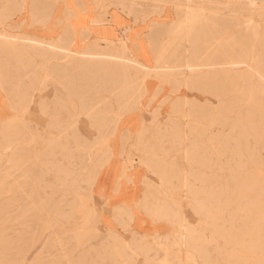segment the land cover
Segmentation results:
<instances>
[{
	"label": "rangeland",
	"instance_id": "374dc122",
	"mask_svg": "<svg viewBox=\"0 0 264 264\" xmlns=\"http://www.w3.org/2000/svg\"><path fill=\"white\" fill-rule=\"evenodd\" d=\"M14 1L16 4L8 9V14L2 16L0 29L9 28L8 30L14 32H19L20 29L38 31L36 28L35 30L28 27L31 22L28 2L25 1V8L19 9L16 1L20 0ZM71 1L74 8L73 16L81 13V9L85 10L86 3L94 5L97 13L104 9L103 5L106 3L114 14L120 10L129 16L130 23L133 22V13L121 0ZM136 1L139 22L133 26V31L140 26L144 30L145 27L148 29L154 18L159 22H169L175 18L174 5L170 0L160 1L159 6H163V11L160 13L153 11L155 9L153 0ZM185 1L184 7L194 6L197 2H201L208 9L220 6V13L229 19L226 24L230 31L227 32L226 38L233 40L230 52L233 54L242 47L246 48L247 62L228 63L222 66L225 71L216 72L219 78L226 72L229 87L226 93L223 91L217 94V81L207 78L199 79L201 75L209 74L208 71H212L213 66L200 65L190 75H188L190 72L182 73L186 75L188 81L181 86L179 92L191 101L198 98V102L196 107L193 110L190 109L181 119L185 130V138L181 143L173 141V134H162L161 130L152 124L145 131L147 136L144 135V140L139 147H133L125 142L124 150H120L125 160L133 152L139 157L136 160L138 162L142 160V157H148L147 159L152 160V163H154L152 158L165 161L167 170L173 167L169 178L163 181V186L157 188L155 185L162 178L158 173V166L143 164L149 172L154 171L150 175H154L152 180L149 177L144 178L145 189L151 192L152 200H164L172 207L174 210L172 220L157 218L153 220L157 224L154 231L139 232L131 226L133 214L130 219L126 213L119 214L116 209L112 216L120 227L103 224L96 235L92 236L91 233L90 238H84L82 243L77 245V240L70 237V234L71 230L78 228L82 220V212H75L68 223L60 214L47 211L45 207L40 211L41 214L37 220L29 221L21 216L15 217L21 213V205L17 204L13 193L4 192L0 195L2 206L0 254L5 261H10L12 258L11 264H27V261L23 260L22 253L16 252L17 244L23 248L26 247L25 242H21L22 237L16 236L21 233L25 237H31L30 251H34L33 255L36 250L41 249L43 250L42 258L50 259L54 264H162L161 261L164 259H167L166 264H264V0ZM8 2L6 1L7 4ZM143 17L146 18L144 22L141 21ZM197 39L195 45L197 48H202L203 38L197 37ZM166 40L165 38L164 42ZM169 46L172 51L173 46L176 47L177 44L171 43ZM74 47L82 48L76 43ZM182 48L183 45L179 47V49ZM142 53L140 52L139 55ZM141 56L144 61L146 58L149 63L153 62L152 55L150 59L143 54ZM40 59V55H35V64H39ZM12 60L14 62V59ZM35 64L26 68L28 73L36 66ZM26 78L27 81L30 80ZM148 79H157L158 84L160 83L158 77ZM218 84L222 85L223 81ZM22 85L26 86L24 83ZM54 88L57 92H65V88L57 83L55 77L46 75L44 83L38 85L35 97L39 98L41 92L48 96ZM170 88L171 86L165 82L162 91L157 95V97L160 96L159 101L153 104L151 102L157 98H150L153 91L149 93L148 90L143 95L141 102L144 107L140 111L143 113L142 117L148 118V123L152 118V111L157 108L161 111L157 118L159 122L166 124L170 120L165 116L167 112L170 113L172 100L177 93L171 95L167 101H162L163 97L170 93ZM0 91L5 101V92L1 86ZM101 93L108 94V91ZM146 95L149 97L147 96L143 102ZM208 100L211 101L209 105ZM224 104L227 105L226 111L223 108ZM4 112L6 108L2 103L0 113ZM203 114H207L210 120L201 119L200 115ZM175 115L181 117V114ZM224 115V118H219ZM33 125L37 131L27 134L28 139L21 142V153L28 155L33 165V177L39 173L41 165L49 166L50 170L45 174V180L55 185L59 178L52 165L54 163L68 165L75 172L71 177L62 180L61 190H63L55 193V197L58 198L64 194L63 197L71 198L72 192L65 186L76 183L79 186L78 192L92 206L87 171L97 154L102 153L105 148L104 141L100 140L93 144L87 152L76 150L72 135L60 136L53 131L43 130L40 126L37 128L36 120L33 121ZM192 125H194L193 128H191ZM200 131L201 134H199ZM88 136L94 139L103 135H99L97 130L92 129L89 130ZM122 139L125 140L126 136L121 135V143ZM60 144H66L69 152L59 149ZM193 147L194 150H192ZM4 165L5 160L2 158L0 162L2 173L5 172ZM180 171L184 174L183 180ZM8 179L13 181L17 178L10 176ZM32 182L35 185V181ZM13 184H16L15 181ZM37 187V197L40 198L44 194V189ZM33 193L36 195V190ZM95 202L99 203V205L97 203L98 208L100 206L103 208L99 200L96 199ZM8 203L14 204L8 207ZM8 209L13 216L10 221L6 218ZM181 222L184 224H180ZM185 222L189 226L194 225L196 230H188ZM90 224H93V221ZM27 228L31 229L30 233L24 232L23 229ZM8 236L12 240L11 243H8ZM133 236L141 238L145 244L152 245L154 248L145 255L129 247L128 250L132 252L131 258L120 255V258L126 259V262H121L111 255L112 249L118 250L121 243L127 242Z\"/></svg>",
	"mask_w": 264,
	"mask_h": 264
},
{
	"label": "bare ground",
	"instance_id": "6f19581e",
	"mask_svg": "<svg viewBox=\"0 0 264 264\" xmlns=\"http://www.w3.org/2000/svg\"><path fill=\"white\" fill-rule=\"evenodd\" d=\"M6 1H9V4ZM25 1L29 4L28 11L31 16L28 27L36 28L38 31L20 29L19 32H14L8 30L9 28L0 29V86L5 92L4 106L6 108V112L0 113V162L2 158L5 160V172L0 171V195L4 192L13 193L17 204L21 205L22 209L21 213L15 217L21 216L29 221L37 220L41 214L40 211L45 207L47 211L60 214L68 223L75 212H82V220L78 228L71 230L70 234V237L77 240L78 245L82 243L84 238H90L91 233L92 236L96 235L103 227L102 207L98 208V202H95L93 186L99 171L113 154L111 140L117 133L121 119L126 113L144 107L141 100L149 90L146 80L152 77H158L160 80V83L151 93V99L157 97L162 91L165 82L171 88L170 93L168 92L162 101H167L171 95L177 93L172 100L170 113L167 112V116H165L170 120L166 124L159 122L157 118L161 114L160 108L152 111L150 123L147 122L148 118L143 116L141 128L138 131L125 129L121 132V135L126 136L125 140L122 139L121 151L124 150L125 142L133 145V147H139L144 140V135H146L145 131L152 124L158 127L162 134H173V141L181 143L185 138L181 119L190 109L193 110L198 102V98L191 101L179 92L181 86L188 81L186 75H182V73L190 72L188 74L190 75L200 65L213 66L212 71H208L209 74L201 76L199 74V79L207 78L217 81V94L223 91L226 93L229 90L226 72L220 76L221 78L216 72L225 71L222 66L228 63H246L247 49L242 47L236 53L230 52L233 40L226 38L227 32L230 31L226 24L229 19L220 13V6L219 8L208 9L201 2H197L194 6L184 7L185 0H170L174 5L175 18L169 22H159L154 18L147 31H144L153 60L152 63H149L146 58L144 61L143 57L139 55L140 52L138 53V50L128 42L130 29L133 31V26L139 22L135 7L136 0H121L125 7L133 13V22L129 23V26H125L124 29L121 28L122 36L119 35V38L95 37L81 49L74 47L76 35H78L75 25L71 24L70 21L74 8L69 10L63 6L64 0H20L16 1L19 9L24 7ZM153 1L155 2L153 11L162 12L163 6H159L162 0ZM14 4H16L14 0H0V21H3L2 16L8 14V9ZM60 5L63 7V14L58 16ZM103 8L97 13L95 21L110 22L114 13L106 3ZM55 18L57 19L56 24L62 26L61 30H52ZM145 20V17L141 19L143 22ZM89 35L90 33L81 36L85 39ZM197 37L203 38L202 48H197L195 45L196 40H198ZM165 38L167 40L164 42ZM171 43L177 44L176 47L173 46L172 51L169 46ZM181 45L183 48L179 49ZM35 55L41 56L39 64H35ZM34 64L36 66L28 73L26 68ZM210 73H213L211 74L213 76ZM46 75L55 77L57 83L65 88V92H57L54 88L48 96L41 92L39 98L35 97L38 85L44 83V76L46 77ZM26 77L30 80L27 81ZM222 81L223 84L219 85L218 83ZM22 83L26 86H23ZM103 91H108V94L101 93ZM207 104H211V101L208 100ZM223 108L226 111L227 105L224 104ZM175 114H181V117ZM207 117V114L200 115L201 119L210 120ZM222 117L224 118L225 115L219 118L222 119ZM34 120L37 122V128L40 126L43 130L53 131L60 136L72 135L76 150L87 152L93 144L100 142V140L104 141L105 148L102 153L97 154L87 171L90 186L89 194L91 201H93L92 206L78 192L79 186L76 183L72 186H65L68 191L72 192L71 198L63 197L64 194L58 198L55 197V193L63 190H61L62 180L71 177L75 172L68 165L61 163L52 165L59 178L55 185H51L48 180H45V174L50 170L49 166L41 165L39 173L33 177V165L29 156L21 153V142L28 139L27 134H33L34 131H37L33 125ZM92 129L97 130L98 134L103 136L92 139L88 136L89 130ZM59 149L69 152L66 144H60ZM194 149L193 147L192 150ZM137 158L139 157L131 152L128 159L125 160L124 171H127L128 168L131 169L130 167L138 162L136 161ZM147 158L142 157L139 162L158 166V173L162 178L155 187L161 188L163 181L167 180L165 178H169L173 167L171 166L167 170L165 161L152 158L154 160L152 163V160ZM153 172L151 170L150 174L152 175ZM180 175L183 180V172L180 171ZM10 176L17 179L13 181L10 179L9 181L8 177ZM147 177L152 180L151 176L147 175ZM14 181L16 184H13ZM32 181H35V185ZM67 183L69 184V182ZM71 183L73 182L71 181ZM37 186L44 189V194L40 198L37 197ZM35 190L36 195L33 193ZM150 195L151 192L145 189L142 199L137 205L142 207L152 220L157 218L171 219L174 214L172 207L164 200H152ZM12 204L8 203V207ZM1 209L2 206L0 205V214L2 215ZM117 209L119 214L126 213L132 219L133 212L130 207L124 206ZM10 211V209L7 211V221L12 220L13 217ZM91 220L93 224H90ZM180 224L183 225L184 223L181 222ZM186 228L190 231L196 230L194 225H187ZM23 230L26 233L31 232L29 228ZM16 236H21V242L26 244L24 248L17 244L16 252L22 253L23 260L27 261V264H54L52 260L42 258L43 250L41 249L36 250L35 255L32 251V254L30 251L31 237H25L21 233ZM7 239L8 243H11L12 240L9 236ZM119 247L118 250L112 249L111 255L121 262H126V259L120 258V255L132 257V252L128 250L129 247L145 255L154 248V246L145 244L141 238L135 236L130 237L127 242L121 243ZM166 261L167 259H164L161 263L166 264ZM5 262L11 264L12 258L10 261H5L0 254V264H5Z\"/></svg>",
	"mask_w": 264,
	"mask_h": 264
},
{
	"label": "crops",
	"instance_id": "0c3cea01",
	"mask_svg": "<svg viewBox=\"0 0 264 264\" xmlns=\"http://www.w3.org/2000/svg\"><path fill=\"white\" fill-rule=\"evenodd\" d=\"M60 6L61 8L58 11V13L60 14L58 16L63 14V7L62 5ZM63 6H66V8L71 10V8L73 7L72 1L65 0ZM111 17L112 18L110 19V22L95 21V19L97 18V11L94 8V5L91 6L89 3H86L85 10L81 9V13H76L75 16L71 14V24H75L76 30L78 31L76 45L84 47L95 37L119 38V35L122 36V29H124L125 26H129L131 19H129V16L120 10L116 11L114 17ZM56 21L57 19L55 20V24L53 25L52 30H61L62 26L60 24L57 25ZM142 30H144V28L141 26L135 31H131V29L129 31L128 29L130 34L128 42L132 44L133 47L138 50V52H143L142 54L150 59L151 52L149 51L150 49L148 46V42L144 35V31H147V28L145 27V30L143 32ZM83 32L90 33L89 37H85L86 40L81 35L87 33ZM157 84V79H148L149 93L155 89ZM147 96L148 95L143 98V102L145 101V98ZM159 98L160 96L151 103H156L157 101H159ZM2 103H4V99L0 91V105ZM142 114L143 113L139 109L137 111L126 113L121 119L117 129V133L111 140V144L113 146V155L111 159L99 171L96 177L97 179L95 180L93 186V191L96 199L99 200L101 204L103 203V208L101 209V219L105 225L114 227L119 226L117 221L114 220L112 214L113 211H115L117 208L125 206L130 207L133 212V220L131 224L132 228L139 232H147L154 231L157 224H155L154 221L145 212V210L137 204L142 199L144 193V178L147 175L150 176L151 174L148 169L140 162H135L134 165L130 167L131 169L128 168L126 169L127 171H124L125 159L120 154L121 132L125 129L138 131L141 128ZM117 181L119 182L118 184ZM118 185L119 187L117 188ZM104 203L106 206L104 205Z\"/></svg>",
	"mask_w": 264,
	"mask_h": 264
}]
</instances>
